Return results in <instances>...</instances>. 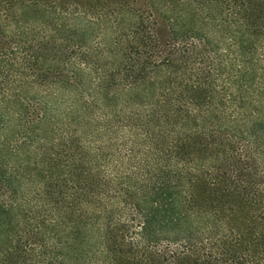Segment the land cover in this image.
Wrapping results in <instances>:
<instances>
[{
	"label": "trees",
	"instance_id": "1",
	"mask_svg": "<svg viewBox=\"0 0 264 264\" xmlns=\"http://www.w3.org/2000/svg\"><path fill=\"white\" fill-rule=\"evenodd\" d=\"M0 264H264V0H0Z\"/></svg>",
	"mask_w": 264,
	"mask_h": 264
}]
</instances>
